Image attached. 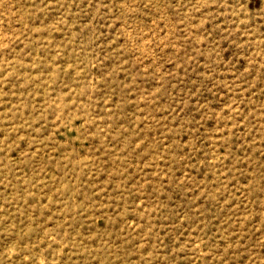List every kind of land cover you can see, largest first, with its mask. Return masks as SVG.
Returning <instances> with one entry per match:
<instances>
[{
  "label": "rangeland",
  "instance_id": "rangeland-1",
  "mask_svg": "<svg viewBox=\"0 0 264 264\" xmlns=\"http://www.w3.org/2000/svg\"><path fill=\"white\" fill-rule=\"evenodd\" d=\"M0 264H264V0H0Z\"/></svg>",
  "mask_w": 264,
  "mask_h": 264
}]
</instances>
